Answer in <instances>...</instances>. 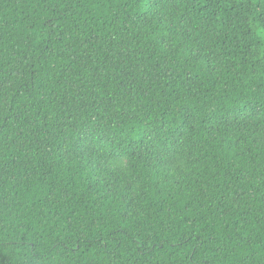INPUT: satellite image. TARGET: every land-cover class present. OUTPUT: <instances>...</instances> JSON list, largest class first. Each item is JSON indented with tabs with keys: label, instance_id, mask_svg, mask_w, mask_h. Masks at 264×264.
I'll return each instance as SVG.
<instances>
[{
	"label": "trees",
	"instance_id": "trees-1",
	"mask_svg": "<svg viewBox=\"0 0 264 264\" xmlns=\"http://www.w3.org/2000/svg\"><path fill=\"white\" fill-rule=\"evenodd\" d=\"M0 264H264V0H0Z\"/></svg>",
	"mask_w": 264,
	"mask_h": 264
}]
</instances>
